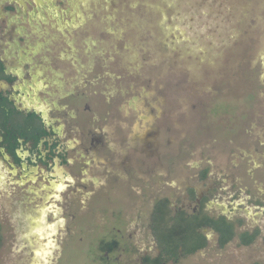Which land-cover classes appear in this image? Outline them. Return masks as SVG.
Segmentation results:
<instances>
[{"label": "rangeland", "instance_id": "374dc122", "mask_svg": "<svg viewBox=\"0 0 264 264\" xmlns=\"http://www.w3.org/2000/svg\"><path fill=\"white\" fill-rule=\"evenodd\" d=\"M71 3L64 5L68 12L55 29L48 28L46 38L35 36L46 43L38 54L46 75L64 74L69 90L80 81L78 89L96 92V114L102 113L104 122L114 127L127 122L129 129L136 120L134 114L124 115L130 99L141 92L155 93L152 100H164L163 149L175 139L184 151L168 182L179 188L206 166L224 177L232 192L246 194L247 204L233 216L235 234L224 245L218 234L198 229L205 227L203 223L191 226L195 220L185 226L180 217L128 216L120 233V239L136 247L128 255L136 257L138 250L149 247L153 254L161 249L166 256L177 251L176 258L162 264H264V0ZM63 54L71 63L59 59ZM75 58L82 64L74 67ZM125 133L119 129L118 138ZM172 190L167 188V194ZM20 195L31 204L25 190ZM15 203L11 190L0 185V264H41L38 251L47 241V231L38 230L43 216ZM79 217L91 220L88 226L102 234L107 228L101 225L111 220ZM60 218L73 220V216ZM59 227L58 236H63L64 225ZM246 232L256 235L250 244L241 241ZM79 235L83 234L75 233ZM58 236L47 264H99L95 260L99 251L85 242L71 241L76 245L70 257L61 253L56 242L63 237Z\"/></svg>", "mask_w": 264, "mask_h": 264}, {"label": "flooded vegetation", "instance_id": "af4514ba", "mask_svg": "<svg viewBox=\"0 0 264 264\" xmlns=\"http://www.w3.org/2000/svg\"><path fill=\"white\" fill-rule=\"evenodd\" d=\"M67 3L72 5L71 0H0V185L11 190L17 206L26 204L43 216L38 230L47 231V241L38 251L41 264H47L46 257L56 247L60 224L63 236L58 237L65 239L56 244L61 253L70 257L73 243L85 242L99 251V264H162L177 257L176 250L166 256L161 249L153 254L149 247L129 256L136 247L120 239L128 216L180 217L185 226L195 220L191 226L203 223L205 227L198 229L218 234L220 240L222 233L215 225L234 229L233 216L247 204L246 194L232 192L225 178L206 166L196 167L179 188L168 182L184 151L175 139L163 149V99L152 100L155 93L141 92L124 107V115L134 114L136 120L129 129L127 122L114 127L104 122L102 113L96 114V92L78 89L80 81L69 90L64 74L48 77L40 68L43 58L38 54L46 43L35 36L46 38L48 28L55 29L68 12ZM59 59L71 63L64 54ZM73 61L74 67L82 64L77 58ZM119 129L126 132L122 139ZM167 188L175 190L167 194ZM23 190L31 204L20 195ZM35 198L43 200L34 203ZM58 216L73 220L68 223ZM77 216L111 220L101 225L107 228L102 234L88 226L91 220ZM180 232L184 235L186 229Z\"/></svg>", "mask_w": 264, "mask_h": 264}, {"label": "trees", "instance_id": "16d2710c", "mask_svg": "<svg viewBox=\"0 0 264 264\" xmlns=\"http://www.w3.org/2000/svg\"><path fill=\"white\" fill-rule=\"evenodd\" d=\"M215 227H216L219 231H221V233H222V237H221L220 240H219L220 243H221L222 245H224V244L227 243L229 240H231V239L233 238L234 234H235L232 228H230L229 230H228V229H225V230H224V228L219 227V226H217V225H215ZM255 236H256V235L249 234L248 232H246V233H244V234H241V235H240V238H241L242 243H244V244H250V243H252L253 240L255 239Z\"/></svg>", "mask_w": 264, "mask_h": 264}]
</instances>
